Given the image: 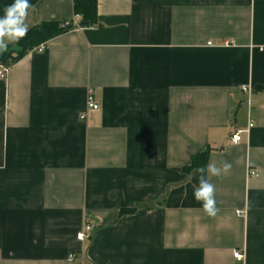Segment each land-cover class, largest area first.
I'll list each match as a JSON object with an SVG mask.
<instances>
[{
	"label": "crops",
	"instance_id": "1",
	"mask_svg": "<svg viewBox=\"0 0 264 264\" xmlns=\"http://www.w3.org/2000/svg\"><path fill=\"white\" fill-rule=\"evenodd\" d=\"M30 3L29 29L77 15ZM97 18L0 77V264H264V0H97ZM205 151L232 165L214 217L184 169Z\"/></svg>",
	"mask_w": 264,
	"mask_h": 264
},
{
	"label": "clouds",
	"instance_id": "2",
	"mask_svg": "<svg viewBox=\"0 0 264 264\" xmlns=\"http://www.w3.org/2000/svg\"><path fill=\"white\" fill-rule=\"evenodd\" d=\"M33 8L30 0H13L5 6L3 15H0V55L8 51L10 44L17 43L29 31L27 23L29 11ZM232 165L226 161L219 163L209 162L206 166L196 169L198 185L193 189L194 199L202 204L204 212L214 217L220 211L216 201V186L210 182L209 177H219L227 174Z\"/></svg>",
	"mask_w": 264,
	"mask_h": 264
},
{
	"label": "trees",
	"instance_id": "3",
	"mask_svg": "<svg viewBox=\"0 0 264 264\" xmlns=\"http://www.w3.org/2000/svg\"><path fill=\"white\" fill-rule=\"evenodd\" d=\"M75 14L81 16L79 24L82 27L94 26L97 23V0H74ZM63 21L42 22L29 29L26 36L20 39L14 47H8V51L0 55V60L11 66L24 57L29 51L43 43H47L52 38L74 28L62 26ZM209 151L196 154L192 157L191 163L184 169L190 173L192 170L206 166L208 163ZM134 209H124L122 213L132 212Z\"/></svg>",
	"mask_w": 264,
	"mask_h": 264
},
{
	"label": "built area",
	"instance_id": "4",
	"mask_svg": "<svg viewBox=\"0 0 264 264\" xmlns=\"http://www.w3.org/2000/svg\"><path fill=\"white\" fill-rule=\"evenodd\" d=\"M80 18H81V16L77 14L74 19L63 21L62 26L68 27L70 25H74V29L75 28L81 29L83 27L79 24ZM208 44L211 45L212 42H209ZM45 46H46L45 43H43V44L39 45L38 47H36V50L43 51L45 49ZM9 70H10V66L3 65L2 67H0V77H5L8 74ZM243 90L245 92H249V93L251 92V88L249 86H243ZM249 102H251L250 99H249ZM99 107H100V104H99L94 92L92 90H90L88 98H87V108L88 109H98ZM85 117H86V113H83L81 115V118H85ZM253 126H254V122L252 119H250L248 127L246 129L236 128L230 136L231 142L235 143V144L240 143L242 141V138H243L242 137L243 133H245V132L249 133ZM257 175H258L257 170H254V169L249 170V176H257ZM238 213L240 214L241 212L239 211ZM96 227H97V223L95 221L87 220L84 223L83 228L77 233V239L79 241H84L86 239H90L92 237L93 232L96 229ZM75 257H76L75 251H72L69 253L68 258L70 261L74 260ZM234 257L237 260L242 261L245 258V252H243L241 250H236L234 252Z\"/></svg>",
	"mask_w": 264,
	"mask_h": 264
}]
</instances>
